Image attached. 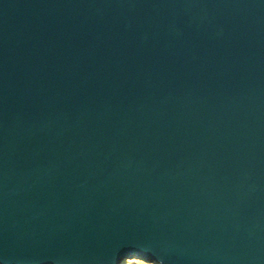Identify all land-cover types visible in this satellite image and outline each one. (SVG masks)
I'll use <instances>...</instances> for the list:
<instances>
[{
	"label": "water",
	"instance_id": "obj_1",
	"mask_svg": "<svg viewBox=\"0 0 264 264\" xmlns=\"http://www.w3.org/2000/svg\"><path fill=\"white\" fill-rule=\"evenodd\" d=\"M264 264V0H0V264Z\"/></svg>",
	"mask_w": 264,
	"mask_h": 264
},
{
	"label": "rangeland",
	"instance_id": "obj_2",
	"mask_svg": "<svg viewBox=\"0 0 264 264\" xmlns=\"http://www.w3.org/2000/svg\"><path fill=\"white\" fill-rule=\"evenodd\" d=\"M130 263L128 264H147L146 262L144 263V261H142L141 259H138V258H134V259H130L128 260ZM136 261V262H134ZM151 264V263H149Z\"/></svg>",
	"mask_w": 264,
	"mask_h": 264
},
{
	"label": "trees",
	"instance_id": "obj_3",
	"mask_svg": "<svg viewBox=\"0 0 264 264\" xmlns=\"http://www.w3.org/2000/svg\"><path fill=\"white\" fill-rule=\"evenodd\" d=\"M142 261H144V263L146 262L147 264L150 263L147 260H142ZM134 262H136V261H134ZM128 263H130V262L128 260H126V261L122 262L121 264H128ZM151 264H156V263H151Z\"/></svg>",
	"mask_w": 264,
	"mask_h": 264
}]
</instances>
